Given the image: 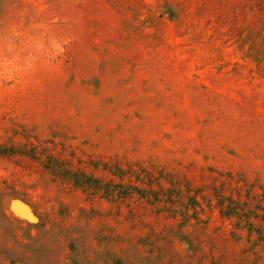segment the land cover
<instances>
[{"label": "rangeland", "instance_id": "obj_1", "mask_svg": "<svg viewBox=\"0 0 264 264\" xmlns=\"http://www.w3.org/2000/svg\"><path fill=\"white\" fill-rule=\"evenodd\" d=\"M0 264H264V0H0Z\"/></svg>", "mask_w": 264, "mask_h": 264}]
</instances>
